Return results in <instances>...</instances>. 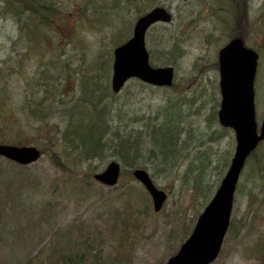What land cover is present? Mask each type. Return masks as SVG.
Listing matches in <instances>:
<instances>
[{"label":"rangeland","instance_id":"374dc122","mask_svg":"<svg viewBox=\"0 0 264 264\" xmlns=\"http://www.w3.org/2000/svg\"><path fill=\"white\" fill-rule=\"evenodd\" d=\"M56 1L62 10L54 27L56 32L43 30L33 43L29 26L22 31L11 15L0 16V142L31 144L44 151L27 172L0 158V264H54L57 251H82V246L77 248L81 239L91 244L87 248L91 255L71 264H166L188 238L194 219L216 191L226 171L225 160L230 161L235 146L234 133L221 131L212 113L218 111L220 102L216 52L230 38V30L241 25L239 18L245 25L240 31L246 46L260 54L254 98L256 120L261 122L264 0H246L242 10L236 12H231V0ZM157 6L171 12L172 19L147 32L146 47L151 65L174 68V85L170 90L158 89L130 80L113 97L109 90L111 51L121 37L125 40L127 34L130 36L137 16ZM117 13L123 19L118 20ZM237 18L239 23L235 25ZM121 25L123 36L117 34V26ZM48 37L56 41L74 37L76 41L55 45V40ZM38 84L49 89L39 92L42 98L53 89L43 102L47 112L43 118L52 125L48 133H37L29 122L19 119L23 103L30 106L29 98ZM98 87L100 90L94 93ZM93 96V104L98 99V109H106L104 125L122 136L142 131L145 123L162 122L165 110L166 131L173 133L183 123L177 141L181 149L175 160H166L167 164L160 163L162 158L156 150L148 153V139L140 135L144 149L135 168L145 169L155 186L167 192L160 212L153 214L148 194L126 170L116 187L89 183L87 192L79 187L69 189L68 181L57 173L50 160L52 152L74 170L90 167L98 173L113 160L123 167L110 152L102 160L85 163L77 154L63 152L60 147L65 125L86 118L90 109L83 103ZM256 166L264 171V144L255 162H250L241 175L234 195L233 227L212 264H262L252 251L253 246L264 244V177L251 173L250 168ZM200 178L202 189L196 191ZM26 179L31 183L27 185ZM122 191L130 194L119 199ZM204 191L207 197L203 200ZM125 201L141 207L143 218L128 258L123 255L115 259L111 213Z\"/></svg>","mask_w":264,"mask_h":264},{"label":"water","instance_id":"95a60500","mask_svg":"<svg viewBox=\"0 0 264 264\" xmlns=\"http://www.w3.org/2000/svg\"><path fill=\"white\" fill-rule=\"evenodd\" d=\"M170 18V14L162 8L151 10L136 21L133 37L115 49L110 81L114 93L123 87L128 78L140 79L157 87L172 86L173 68L150 67L148 53L144 47L147 28L158 21L168 23ZM257 59L258 55L251 49H246L239 38L231 40L218 52L219 88L222 99L218 122L223 127H231L235 132L234 156L217 192L198 218L190 238L181 245L175 256L170 257L167 264H210L219 253L229 225L232 198L239 173L245 159L258 143L264 140V117L259 134L254 120L253 81ZM0 156L27 166L37 161L40 153L31 146L15 147L0 144ZM119 168V164L112 161L103 172L94 176V180L108 187L114 186L120 174ZM133 176L149 193L153 211L158 212L165 203L166 194L153 186L144 170L134 171Z\"/></svg>","mask_w":264,"mask_h":264},{"label":"trees","instance_id":"16d2710c","mask_svg":"<svg viewBox=\"0 0 264 264\" xmlns=\"http://www.w3.org/2000/svg\"><path fill=\"white\" fill-rule=\"evenodd\" d=\"M231 1L232 4H234L235 0ZM83 3L88 5L87 1ZM61 11V7L58 6V1L56 0H0V16L11 15V18H15L20 24V29H22V31H24L25 27L29 26L32 31L31 36L33 40L38 34H43V30L47 31V29H53L52 27H54L53 24L56 22V17ZM237 11L239 10L237 9ZM235 32L236 34H234L233 37L240 36L239 29ZM105 66L106 65L102 66L101 70H104ZM9 69L10 67H8V70ZM86 82L90 81L88 80ZM42 87L43 86L38 84L36 92L32 93L33 97L29 98V107H27L26 102L23 103L21 107V112L23 114H21L23 119L27 121L26 124L29 122L37 133H48L49 130L51 131L52 125L47 124V120L49 119L43 118L47 114V112L44 111L43 102L44 99H48L44 97H48L53 89L50 88V91L43 95L44 97L42 98V96L38 95L39 92L43 90L46 92L49 90L42 89ZM99 90V87L96 88L94 93ZM94 96L90 98L87 97L83 103V106L87 105L90 109L86 118L82 121H73V123L69 121V123L67 122L65 125L62 141L60 143L63 152L69 151L73 154L75 153L77 154V158L85 163L93 162L97 159L102 160L105 158V155L110 152L115 158L121 161L123 170L130 172L141 159V151L144 149L143 143L141 142L143 136H146L148 143L152 146L148 151L149 154H153L156 150L161 158L173 157L179 152V149H181L177 141H179V131H182V128L179 125L177 129H174L173 133L171 131H166L168 127L166 119H164V122L158 124L146 123V125L142 127V131L136 133L132 131L127 136H122L116 131L113 133L112 130H109L108 126L104 125L106 109H98L97 105H95L98 99L93 104ZM166 114V112L162 114L164 115L163 117H166ZM58 129V131L62 133L60 128ZM50 160L56 167L57 173L63 178V181H68L69 189L73 190L79 187L85 192L89 191V183H91L90 180L93 173H95L90 170V167H88L86 171L74 170L68 165H63L59 160L58 153L53 152ZM24 170L26 172L28 171L26 169ZM202 172L201 170L198 173ZM254 172L259 174L260 177H264V171L261 167L257 166ZM124 175L125 173L123 171L121 177ZM201 182H203L202 178L198 180V183L196 182V186L194 187L196 191L199 189V185L201 186ZM30 183L31 180L26 179V184L28 185ZM64 188L65 187H63V190ZM129 194L130 192L128 191H122L119 199ZM140 209L141 207L138 205H131L129 201H125L120 209L112 210L111 227L114 238V245L112 247L114 249L115 259L123 255L126 256V259L128 258V252L132 249L131 246L134 244V240L141 229L143 214L140 213ZM260 244L261 245L258 246L254 253L256 255L258 254L262 264H264V245H262L263 243ZM90 245L87 239H81V244H78L77 248L83 246L82 251L79 250L74 253L57 251L54 264H71L83 261L86 259V256L90 254V250L87 249Z\"/></svg>","mask_w":264,"mask_h":264}]
</instances>
